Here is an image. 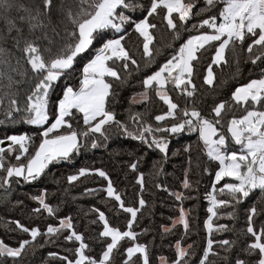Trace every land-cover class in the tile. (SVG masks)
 Here are the masks:
<instances>
[{
  "label": "snow or ice",
  "instance_id": "snow-or-ice-1",
  "mask_svg": "<svg viewBox=\"0 0 264 264\" xmlns=\"http://www.w3.org/2000/svg\"><path fill=\"white\" fill-rule=\"evenodd\" d=\"M52 8L53 0H32L29 5L20 0H0V18L7 28L3 35L4 43H0V64L7 69L0 71V78L7 81L0 83V110L4 117L0 119V125L23 123L37 129L31 134H6L0 140V143L4 140L8 142L6 151L0 148V189L6 194L14 180H36L50 164L71 160L72 154L79 152L82 143L89 136H93L91 147L96 148L98 143L94 134L107 140L106 128L113 124L122 129L124 135L141 141L149 148L158 149L164 154V159H167L168 150L166 136L186 131L196 134L198 151L209 162H218L211 182L212 190L205 194L208 215L203 227L207 232V240L199 256V264H216L215 260L210 261V256L217 257L224 264H264V223L260 224L259 229L255 227L254 217L258 214L255 205L247 210V225L242 230L246 241L235 258L231 255L237 243L235 240L212 238L213 232L228 230L227 225H214L213 218L217 217V209L234 207L256 190L264 194V68L260 69L258 78L239 84L231 92V100L241 107L242 114H232L226 123L222 121L223 110L231 105H226L224 101L211 108V114H214L212 119L192 106L196 93L193 79L197 74L196 62L206 47L215 49L211 56L212 62L207 65L206 74L203 75V83L209 86L214 84L213 66L228 64V51L232 52L233 64L239 73L237 47L247 53L245 63H264V0H204V6L198 10H195L197 5L193 0H149L147 4L134 0H60L55 21L52 18ZM14 9L18 15L9 18ZM137 9L143 10L141 19H133L127 14ZM193 15L198 18L197 23L188 29L186 22ZM152 16H161L172 39L182 42L163 63H159L155 71L144 76L143 91L130 98V103H146L149 93L154 90L155 96L167 106V110L154 116L157 122L155 128L141 120L139 113H132L131 119L138 126L135 132H129L127 125L117 120L114 111L107 107L109 98L116 95L113 84L107 78L123 82L122 71L130 74V65L135 66L137 71L140 68L138 61L125 46L124 41L129 35L125 25L130 24L142 38L145 67L156 63L154 56L161 55V50H153L151 47L155 41L151 30L157 28L155 23L149 22ZM23 25H26L29 35L34 38L24 35ZM185 30L189 33L197 31L198 34H189L187 39H183L181 33ZM13 31L16 33L14 36L11 35ZM109 31L112 33L110 36L107 35ZM8 40H11L12 48L21 52L15 66L11 60L14 56L12 49L4 46ZM41 41H46L47 46L41 48ZM94 41H99V46L91 49ZM168 47L172 45L169 44ZM86 51H90L91 55L82 65L79 86L63 87L62 95L52 100L57 81L72 71L76 58ZM13 74L20 79H15ZM24 83L32 86L21 99L20 86ZM169 84L173 86V91H179L186 98L183 108L170 97L166 90V85ZM81 114L84 127L78 130L70 121L76 120L78 123ZM169 118L171 124L159 126ZM30 144L34 151L30 152ZM191 151L192 144H186L184 152ZM6 154L14 156L15 163L8 162L6 165ZM129 167L135 171L137 162L133 161ZM90 171L108 181L103 191L108 197L114 198L125 213L130 214L126 230L111 226L103 211L92 209L103 225L99 237L110 238V241L104 242L99 255L93 256L86 253L89 246L83 234L75 230L70 216L61 217L56 225L48 224L43 233L38 227H26L18 220L13 221L16 229L27 234L30 239H20L18 246H10L0 240V264H7L9 260L12 264H19L28 247L39 236L43 235L47 243L49 238L65 231L67 235L63 239L72 241L77 246L66 249L70 255L59 256L56 252H49V257L58 258L60 264H113L112 256L119 249L120 242L124 239L136 240L137 233L132 231V227L146 201L141 198L139 208L125 207L107 173L100 168L90 170L82 167L77 174L70 175L67 179L71 183ZM203 171L208 172L209 169L205 167ZM188 177L189 169L186 168L182 181L185 189L191 187ZM224 178H231V182H223L222 187L217 188ZM136 180L143 189V173ZM156 187L160 188L161 185L157 184ZM88 191L91 190L86 189ZM217 193L225 195L227 199L218 198ZM171 194L177 201L186 199L183 193ZM45 195L42 190L40 195L31 197L39 204L33 212L43 211L53 216L55 209L46 202ZM227 215L235 219L234 212H228ZM177 224L182 225L185 232L188 231L187 212L183 207L170 225H161V232L169 233ZM214 245L223 251V256L214 251ZM192 247L191 244L183 245L182 240L177 239L174 245L175 258L169 262L168 258L160 256L159 264H188L187 257ZM124 253L127 258L123 260V264H134L133 257L137 254L141 264H149L148 249L143 243H132L124 249ZM241 253L246 258H241Z\"/></svg>",
  "mask_w": 264,
  "mask_h": 264
},
{
  "label": "trees",
  "instance_id": "trees-1",
  "mask_svg": "<svg viewBox=\"0 0 264 264\" xmlns=\"http://www.w3.org/2000/svg\"><path fill=\"white\" fill-rule=\"evenodd\" d=\"M21 3L29 5L32 0H20ZM70 2V0H69ZM134 2L147 4L149 0H134ZM199 7L204 6V0H193ZM60 0H53L52 18L55 21L57 18V8ZM194 10V11H195ZM142 9L130 11L127 14L133 19L142 18ZM146 14V13H144ZM18 15L14 9L9 14V18H15ZM203 18V17H201ZM197 17H193L186 22L187 28L191 29L193 24L197 23ZM150 23L157 25L156 29L151 30L155 37L154 44L151 45L153 50L160 49L161 55L154 56L156 63L150 67H145V58L142 57V38L134 32L132 26L125 25V30L129 33L124 43L128 50L133 54L138 61L140 68L137 71L136 67L130 65L129 73L121 72L122 81H115L112 78H107L113 84V91L116 95L109 98L107 107L114 111L116 119L127 125L129 132H135L137 123H133L132 113H139L141 120L147 121L155 128L157 122L154 120L155 115L162 114L167 110V106L160 101L154 93V90L149 93V100L146 103H130V98L134 94L143 91L142 81L145 75L155 71L159 63L173 53L174 48L179 47L181 41H174L172 34L167 30L162 22L161 16H152L149 18ZM18 26L19 22L17 21ZM24 35L31 37L27 31L26 25ZM7 28L2 18H0V43H4L3 35ZM198 34L197 31L189 33L187 30L181 33L183 39L187 36ZM11 35H16L13 31ZM39 35V33H37ZM107 35H112L111 31ZM57 40L59 38H56ZM171 44L172 47H168ZM6 48H11L14 56L11 58L12 65L15 66V61L21 56L18 49L12 48L11 40L4 44ZM41 48L47 46L46 41L40 42ZM99 46V41H94L91 49ZM246 43L244 47L246 48ZM22 47V44H21ZM214 47H206L201 51L199 60L196 62V76L193 78L196 85V93L194 104L197 109L209 119H212L214 114H211V108L224 101L226 105L223 110L222 121L226 123L227 119L231 118L232 114H242L240 106L236 105L231 100V92L239 84L246 83L249 79L259 77L261 68H264V63L252 65L250 62L245 63L247 53L242 52L237 47V54L240 58L239 73L233 64V54L227 52L228 64L221 66H213L214 84L212 86L203 83V75L206 73L207 65L211 63V56L214 54ZM255 51V50H254ZM91 52L80 54L74 62L72 71L66 76L60 78L56 83V89L52 93V100H55L59 95H62V89L65 86H79V75L83 63L90 57ZM0 71H7L0 64ZM15 79H20L16 74H13ZM0 83L7 81L0 78ZM29 83H24L20 86L21 99L30 88ZM170 97L174 103L183 108L186 104V98L179 91H173L171 84L166 85ZM138 99V97H137ZM2 110H0V119H3ZM78 130L82 129L83 121L82 114L79 122L76 120L70 121ZM171 124L169 118L166 122H161L160 127ZM226 130V129H225ZM35 126L6 123L0 125V140H3L6 134H18L27 132L29 134L36 132ZM107 140L100 137L99 134H94L98 146L91 147L93 136H89L82 143L79 152L72 154L71 160H61L54 162L48 166L42 175L36 180L25 182L22 178L13 181L11 188L5 194L3 189H0V240L10 246H18L20 239H30V237L16 229L13 221H20L26 227H38L43 233L48 224L56 225L61 217L70 216L73 226L76 231L84 236L85 242L88 244L86 253L93 256H98L103 250L105 241H110V238H100L99 232L103 225L98 220V214L92 209L98 208L105 213L106 218L113 227H119L121 230H126L127 220L130 219V214L125 213L119 207V204L107 196L103 191L106 188L108 181L100 177L94 172H89L84 176H79L77 180L68 181L67 177L77 174L82 167L88 169L100 168L105 171L112 181L114 188L119 192L125 207L139 208V200L143 198L146 201L145 206L138 212L137 218L134 221L132 231L137 233L135 241L124 239L120 242L119 249L114 251L112 259L113 264H123L126 259L124 249L131 246L132 243H143L148 249L149 264H159V257L168 258L169 262L175 258V241L181 239L183 245H193L187 257L188 264H199V256L202 254L203 246L207 240V232L203 227V222L207 218L208 201L205 199V194L212 190V180L214 179L215 170L218 167V162H209L208 158L203 153L198 151L196 144V134L184 132L179 135H167L168 150L167 159H164V154L160 153L154 147L149 148L139 140L133 139L131 136L124 135L122 129L116 125L106 128ZM38 139L36 144H38ZM192 144L191 153L184 152L186 144ZM1 144V143H0ZM231 148L232 145L230 144ZM5 151L7 146L3 147ZM30 152L34 150L33 146L29 145ZM175 153V155L173 154ZM189 156H191V164H189ZM137 162V168L133 171L129 165ZM8 162L15 163V157L5 155V164ZM155 164V167L153 166ZM207 167L208 172L203 169ZM189 169V180L191 187L185 189L182 187L184 179V170ZM159 172V174H157ZM143 173L144 187L141 189L137 183L136 177ZM223 182H231V178H224V181L217 185V188L222 187ZM161 185L157 188L156 185ZM86 189L91 190L86 192ZM167 189V190H165ZM46 193L45 199L55 209V215L49 216L48 213L41 211L40 213L33 212V209L38 208L37 201L31 199L33 196L40 195L41 191ZM183 193L186 199L177 201L171 193ZM218 198L227 197L217 193ZM19 202V203H18ZM234 203V202H233ZM255 205L257 215L254 217L255 227L259 229L261 223H264V194L258 190L254 191L248 198H245L240 204L235 206L221 207L217 209V217L213 218V223L227 225V231L213 232L214 240H235L236 246L232 252V257L244 247L246 237L242 234V230L246 229L247 225V210ZM183 207L187 212L189 229L185 232L182 225L177 224L169 233L161 232V225L168 226L172 219L179 215V209ZM228 212L235 213V219L227 215ZM96 221V223H92ZM67 235V231L59 236L49 238L45 242L43 235L39 236L36 242L28 247L24 256L19 261V264H60L58 258L49 257V252H56L59 256L70 255L66 249H74L77 246L72 241H65L63 236ZM214 251L220 252L223 256V251L216 245L213 246ZM241 258H246L241 253ZM210 261L215 260L216 264H224L217 257H209ZM134 264H141L137 256L133 257ZM7 264H12L9 260Z\"/></svg>",
  "mask_w": 264,
  "mask_h": 264
},
{
  "label": "water",
  "instance_id": "water-1",
  "mask_svg": "<svg viewBox=\"0 0 264 264\" xmlns=\"http://www.w3.org/2000/svg\"><path fill=\"white\" fill-rule=\"evenodd\" d=\"M8 145V142L6 140L3 141V143L0 144V146L3 148Z\"/></svg>",
  "mask_w": 264,
  "mask_h": 264
},
{
  "label": "built area",
  "instance_id": "built-area-1",
  "mask_svg": "<svg viewBox=\"0 0 264 264\" xmlns=\"http://www.w3.org/2000/svg\"><path fill=\"white\" fill-rule=\"evenodd\" d=\"M149 139H150V137H149ZM0 148H2V147L0 146Z\"/></svg>",
  "mask_w": 264,
  "mask_h": 264
},
{
  "label": "rangeland",
  "instance_id": "rangeland-1",
  "mask_svg": "<svg viewBox=\"0 0 264 264\" xmlns=\"http://www.w3.org/2000/svg\"><path fill=\"white\" fill-rule=\"evenodd\" d=\"M206 74V73H205ZM34 151V150H33Z\"/></svg>",
  "mask_w": 264,
  "mask_h": 264
}]
</instances>
